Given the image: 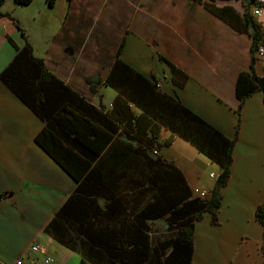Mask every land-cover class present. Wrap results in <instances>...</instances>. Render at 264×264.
Here are the masks:
<instances>
[{"label": "crops", "instance_id": "obj_1", "mask_svg": "<svg viewBox=\"0 0 264 264\" xmlns=\"http://www.w3.org/2000/svg\"><path fill=\"white\" fill-rule=\"evenodd\" d=\"M46 1L17 5L4 0L0 72L15 54L9 38L19 47L28 42L33 56L42 59L61 83L91 105L102 103L104 111H109L117 91L103 80L123 43L121 61L151 82L157 75L156 86L162 93L235 139L230 176L221 189L218 222L212 224L210 212L194 222L192 263L264 264L262 228L254 214L264 202L260 92L243 101L235 133L236 84L239 73L250 69V31L233 28L197 0H55L51 6ZM230 4L243 12L241 0ZM255 20L264 26V8ZM162 57L175 66L176 73ZM254 68L264 78L263 59L255 57ZM131 109L137 115L142 112L134 105ZM43 125L0 80V264H15L34 241L47 246L54 264H80L78 253L44 231L76 182L36 144L35 136ZM123 127L119 128L122 133ZM167 139L170 144H165ZM156 140L162 143L158 153L181 169L192 190L211 192L222 170L219 165L167 126L159 128ZM152 222L148 221L150 227Z\"/></svg>", "mask_w": 264, "mask_h": 264}, {"label": "trees", "instance_id": "obj_2", "mask_svg": "<svg viewBox=\"0 0 264 264\" xmlns=\"http://www.w3.org/2000/svg\"><path fill=\"white\" fill-rule=\"evenodd\" d=\"M31 1L14 0L17 5ZM197 1L233 28L250 31L252 37L250 69L239 73L236 84L237 133L243 101L260 92L264 105V78L254 71L263 30L249 14V4L244 0L242 13L230 4L220 3L228 0ZM46 2L51 6L55 0ZM3 3L0 0V9ZM16 25L24 36L20 25ZM9 41L15 54L0 72V80L44 121L35 136L36 144L76 182L45 233L78 253L80 264H193L194 222L201 221L204 212L211 213L212 224L218 222L221 189L230 176L235 139L225 137L162 93L156 86L160 82L157 75L151 82L121 61L118 56L123 43L103 80L117 91L112 108L104 111L102 103L99 107L91 105L61 83L42 59L33 56L28 42L19 47L11 38ZM171 69L176 73L175 66ZM100 81L91 85L92 91ZM133 105L142 109L139 115L133 113ZM162 126L221 167L208 196L194 194L181 169L158 153L162 143L156 139ZM170 143L168 139L165 142ZM254 214L262 228L260 249L264 254V202ZM162 218L177 227L173 241L161 240L148 223Z\"/></svg>", "mask_w": 264, "mask_h": 264}, {"label": "built area", "instance_id": "obj_3", "mask_svg": "<svg viewBox=\"0 0 264 264\" xmlns=\"http://www.w3.org/2000/svg\"><path fill=\"white\" fill-rule=\"evenodd\" d=\"M249 1V14L253 19H257L264 8V0H248ZM261 30H263V38H261L258 47L256 49L255 57L261 58L264 61V26L261 25ZM211 176H214V173H210ZM194 194L198 195V197L204 198L208 196L207 191H198L195 189L192 191ZM48 248L41 241H34L30 249L28 250V254L20 257L16 260L15 264H40L39 260H41V264H54V257L48 253ZM41 254V257L38 258L36 255Z\"/></svg>", "mask_w": 264, "mask_h": 264}, {"label": "rangeland", "instance_id": "obj_4", "mask_svg": "<svg viewBox=\"0 0 264 264\" xmlns=\"http://www.w3.org/2000/svg\"><path fill=\"white\" fill-rule=\"evenodd\" d=\"M233 1L235 2V0H228L226 2H220V3L230 4L233 3ZM151 228L154 231V233L156 235H159L160 236L159 238L165 242L173 241L177 235V227L175 225L169 224L166 220L163 219L153 221L151 223ZM170 250L171 248H168L167 252H169Z\"/></svg>", "mask_w": 264, "mask_h": 264}]
</instances>
